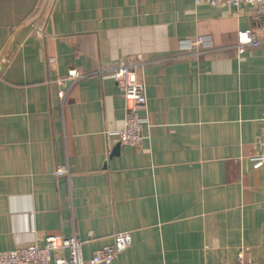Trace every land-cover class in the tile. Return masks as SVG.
Segmentation results:
<instances>
[{
	"label": "crops",
	"instance_id": "1",
	"mask_svg": "<svg viewBox=\"0 0 264 264\" xmlns=\"http://www.w3.org/2000/svg\"><path fill=\"white\" fill-rule=\"evenodd\" d=\"M42 3L0 0V251L76 235L88 260L130 231L109 264H221L242 249L264 264V41L237 45L264 17L195 0H50L9 53ZM124 56L143 59L136 145L116 139ZM71 67L89 74L63 101Z\"/></svg>",
	"mask_w": 264,
	"mask_h": 264
},
{
	"label": "built area",
	"instance_id": "2",
	"mask_svg": "<svg viewBox=\"0 0 264 264\" xmlns=\"http://www.w3.org/2000/svg\"><path fill=\"white\" fill-rule=\"evenodd\" d=\"M197 3L207 2L211 5L247 6L256 16L264 17V0H195ZM199 38L197 42H200ZM264 41V30L250 28L240 30L238 34V48L243 51L246 46H257ZM54 63L55 58H50ZM143 64L140 56H124L116 63L113 74L117 85L129 101L124 127L117 131V141L122 144H140L145 137L147 118L143 110L147 104L146 84L139 77V68ZM89 72H83L78 67H71L66 76L57 79L59 85L58 95L64 101L73 86ZM264 144V135L260 138ZM264 160L261 156L255 166H260ZM57 175H70L68 166L59 165ZM133 238L130 231H117L114 241L97 249L90 259L83 254L84 241L76 235L49 234L45 242L29 244L11 250L0 251V264H97L111 263L118 254L132 245ZM221 264H258L256 260L247 255L246 250L238 253L235 262Z\"/></svg>",
	"mask_w": 264,
	"mask_h": 264
},
{
	"label": "water",
	"instance_id": "3",
	"mask_svg": "<svg viewBox=\"0 0 264 264\" xmlns=\"http://www.w3.org/2000/svg\"><path fill=\"white\" fill-rule=\"evenodd\" d=\"M49 1L50 0H43V3L41 5V8L39 10V12L36 14V16H34L32 19H30L29 21H27L23 26H21V28L17 31V33L14 35V37L12 38V41L10 43V46H9V53L12 51L14 45H15V42H16V39L19 35V33H21L24 29H26L27 27L33 25L35 22H37L45 13L47 7H48V4H49ZM0 69H1V65H0Z\"/></svg>",
	"mask_w": 264,
	"mask_h": 264
}]
</instances>
